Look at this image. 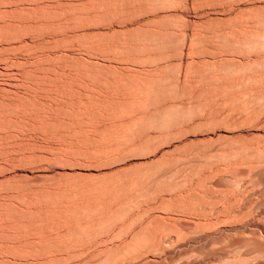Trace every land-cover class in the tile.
<instances>
[{
	"label": "rangeland",
	"instance_id": "rangeland-1",
	"mask_svg": "<svg viewBox=\"0 0 264 264\" xmlns=\"http://www.w3.org/2000/svg\"><path fill=\"white\" fill-rule=\"evenodd\" d=\"M1 25L0 264H264V0Z\"/></svg>",
	"mask_w": 264,
	"mask_h": 264
},
{
	"label": "bare ground",
	"instance_id": "bare-ground-1",
	"mask_svg": "<svg viewBox=\"0 0 264 264\" xmlns=\"http://www.w3.org/2000/svg\"><path fill=\"white\" fill-rule=\"evenodd\" d=\"M0 28H4V26L1 25ZM6 75H8V73H6ZM6 75H5V76H6ZM8 77H9V78H5V79H3V80H5V82H3V83H5V84L8 83V84H10V82H9V80H10V76H8Z\"/></svg>",
	"mask_w": 264,
	"mask_h": 264
}]
</instances>
